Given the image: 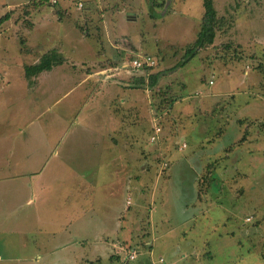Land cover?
I'll return each instance as SVG.
<instances>
[{
	"label": "rangeland",
	"instance_id": "374dc122",
	"mask_svg": "<svg viewBox=\"0 0 264 264\" xmlns=\"http://www.w3.org/2000/svg\"><path fill=\"white\" fill-rule=\"evenodd\" d=\"M10 1L8 11L0 5L8 15L0 22V101L8 100L0 107V264H264V143L255 153L261 160L250 155L264 139V0H212L218 29L189 57L182 55L195 39L201 0ZM24 36L39 45L25 51L33 42ZM49 48L68 73L12 98L37 80L22 66ZM140 55L153 63L125 64ZM89 66L109 75L83 79ZM124 82L138 110L119 102L117 90L129 93ZM88 92L108 101L107 115L120 114L122 128L141 129L156 116L165 138L149 141L147 125L146 137L125 139L117 158L91 146L108 123L98 103L86 107ZM187 115L196 119L177 125L181 139L174 122ZM182 162L197 168L193 187L190 173L178 179L184 173L170 171ZM180 200L192 225L181 221Z\"/></svg>",
	"mask_w": 264,
	"mask_h": 264
},
{
	"label": "crops",
	"instance_id": "0c3cea01",
	"mask_svg": "<svg viewBox=\"0 0 264 264\" xmlns=\"http://www.w3.org/2000/svg\"><path fill=\"white\" fill-rule=\"evenodd\" d=\"M1 7L2 8H4L5 10H9L11 7H12V5H13V3L10 1V0H4L3 2H1ZM36 11H39V9L38 10H36ZM53 12V11H52ZM56 12V11H55ZM53 14L55 15V13L53 12ZM51 17V16H50ZM8 18V17H7ZM6 18V19H7ZM5 19V20H6ZM4 22H5V20L4 19H2ZM0 22H1V20H0ZM1 24V23H0ZM38 25V24H37ZM33 27V26H32ZM32 27H30V30L32 29ZM34 29H35V27H34ZM29 35L31 36V34L29 33ZM39 37H37V39L34 37V41H32V38L31 37H26V36H24V39H25V41L27 42V41H32L33 43L31 44V45H29V43L27 44V46L31 49L33 46H34V44H35V46L36 45H39V39H38ZM114 40V39H113ZM47 41V40H46ZM35 42V43H34ZM46 43H48V42H46ZM51 44H54L53 42H50ZM107 44V42H104V45H106ZM113 47H119V44L118 43H112L111 44ZM30 51V50H29ZM133 58V57H132ZM131 58V59H132ZM130 59V60H131ZM93 61H95V59H88V63H86V65H90V64H93ZM65 60L64 61H61V62H59V63H56V64H53V65H51L48 69H43V70H41V71H38L37 73H35V74H33L34 76H35V79L37 78V80H36V82L35 83H32V84H28L26 87H24V88H22V89H20V88H16V89H14V91H13V93H14V95H12V98H15V97H18V96H20V95H22L23 94V96H25L24 95V92H25V90H27V89H30V90H32L31 92H33L36 88H38V87H42L43 86V84H44V82H43V80L45 79V78H47V76L49 75V74H54V75H56V76H65L66 75V72L68 71L65 67H66V64L65 63H67V62H65ZM30 63H33V62H30ZM26 64H28V63H26ZM127 66H129L130 68H134V69H139V68H135V67H133L131 64H130V61L129 62H126L125 63ZM22 68H23V66H22ZM55 71H57V72H55ZM108 70H105V68L104 67H102V68H100V67H97V68H95V67H91V66H89V67H87L86 68V73H85V75L82 77L83 79H86V80H89V78L91 77V78H93V76H96L97 75V77H100V78H98L99 80H101V76L102 77H107V75H109L108 74V72H107ZM23 73H24V70H23ZM68 73V72H67ZM100 75V76H99ZM90 78V79H91ZM80 80H82V79H80ZM80 84V83H79ZM124 84L125 85H128V87H126L125 89L127 90V91H129V93H123V89L122 88H120V90H117V92H119L120 93V98L118 97V100H119V102L121 101L124 105V107H127V108H130V110L131 111H133V110H138V107L140 106V104L138 103V100L137 99H130L131 98V96H132V94H133V88H130L129 87V83H127V82H124ZM116 89V88H115ZM37 90H39V88L37 89ZM87 90H89V88H87L86 87V91ZM211 90V95L213 96V97H215V98H218L217 97V95L218 94H221V92L220 91H217L215 88H212V89H210ZM231 89H229V88H227L226 89V92L225 93H229V96L230 97H233V95H234V91L232 90V91H230ZM18 91H20V93H18V94H16V92H18ZM29 93V92H28ZM218 93V94H217ZM101 94H103V93H101ZM130 96L129 98H124L123 96ZM104 96H106V94L104 95ZM86 99L87 100H89V101H91V103H90V105H88V106H86V107H91V104L92 103H98L99 105H100V110L102 111V115H103V117H104V119L107 121V123H108V125H106V123H102V125H103V127H101L100 128V131H98L96 134H95V136L92 138V140L90 141V145L91 146H97V143L103 148V150H105V152H106V154H109L110 156L111 155H113V156H115L116 158H117V156L119 155V154H121V150H123V147H125L126 146V142H125V139H128V138H130L129 140H132V139H134V140H139L140 139V134L141 133H143V135H144V137H146V135H147V132L145 133V127L147 126V125H151V132L149 133V134H151L152 132H153V127H154V124H158L159 125V127H160V129H159V131L157 132V136H156V138H155V140L157 141H159V140H162L163 138H165V129H163V127H162V123H160L159 122V120H158V118H156V116H154V117H152V118H150V119H147V121H145L144 123H143V127L140 129V128H138V129H136L137 127H135V129L136 130H133L134 129V127L133 126H135L134 124H132L131 126H129V127H127V128H124V125H123V128H122V122H121V115L120 114H117L116 112H114V111H112V113L111 114H109L108 113V115H107V112H108V109H106L107 108V104H108V101L105 99V98H103V96H100L99 98L93 93V92H88V93H86ZM5 103H8V100H1L0 101V107H3V106H5ZM186 105V103L185 102H183V104H182V107L183 106H185ZM8 106V105H7ZM7 106H5L4 108L6 109L7 108ZM256 106L259 108V114L261 113V112H263L262 111V109H263V106H262V104H261V101L259 100V102L258 103H256ZM88 112V114H90L91 113V110H88L87 111ZM44 113H45V111H44ZM75 114V113H74ZM135 115H136V113H135ZM57 117H58V115H57ZM183 117H185V118H183ZM190 118V123H194L195 122V119H196V117L195 116H193V115H187V116H181V117H179L177 120V122L175 123L174 122V126H175V128H174V134L175 135H178V134H180V138L182 139L183 138V135H182V133L180 132L181 131V129H179V131L177 130V128H178V126H179V123L181 122V121H183V122H186L185 121V119L186 118ZM154 118H156V120H154ZM198 133H199V128H200V125L202 126V132L199 134V137L201 138V136H203L204 134H203V127H204V123L203 122H198ZM208 124V123H207ZM236 124L238 125V124H240L241 125V121L240 120H238V122H236ZM178 125V126H177ZM209 125V124H208ZM235 125V124H234ZM182 126V125H181ZM233 128V127H232ZM258 133L260 134V138H263L264 137V131H261L259 128H258ZM127 133H129V136L127 135ZM262 134V135H261ZM150 136V135H149ZM148 139H149V137H148ZM186 140H189V139H187L186 138ZM217 140V139H216ZM215 140V141H216ZM244 140V139H243ZM149 141H150V139H149ZM151 141H154V140H151ZM178 141V140H177ZM181 142H184L183 140H181ZM261 142H262V144L264 143V139H260L258 142H257V144L254 146V150H250V152H252L253 154H250V155H252V158L253 159H255V158H260L261 156H259V155H257V154H255L256 152H258V148H260L262 145H261ZM138 143V145H141L142 143L141 142H137ZM185 144H184V146H180V149H183V148H185L186 147V142H184ZM128 144V143H127ZM98 147V146H97ZM141 149H143L142 147H141ZM179 149V148H178ZM176 150V149H175ZM171 152H170V150L168 151V153L166 154V155H168L169 157H171L172 155L170 154ZM175 156H177V155H175ZM184 156V158H185V155H183ZM262 158H260L259 160H261ZM168 162V161H167ZM121 163V167H120V178H121V182H122V187L124 186V185H127V184H125V181H124V179H125V176L123 177V174H125L126 173V171L128 170V168H129V166L127 165V162H120ZM170 162H169V165H168V167H170ZM174 167H176L175 169H173V170H170V171H179V172H183L184 174L181 176V177H178V179H187L189 176H190V187H193V181H194V177L196 176V174H197V168L196 167H194V165H192L191 163H188V162H186V163H178V164H175L174 165ZM114 169V168H113ZM108 170H111V168H109ZM167 172V175H168V172H169V170L167 169V170H165V173ZM186 173H190L189 174V176H187L186 175ZM125 180H127V179H125ZM92 186L93 187V183H92V181L90 182V181H87L86 182V188L88 187V186ZM182 186H183V182H182ZM79 195H80V198H81V194H80V192L78 193V195L76 196V199H78L79 198ZM96 197V193H95V189L93 188V191H92V195H89L88 193L86 194V202H88L89 204H91L92 202H93V199ZM179 203H181V206H182V211H183V214H181L182 216H181V218H182V222L184 223V222H188V223H191V225H192V223L194 222V220H191V217H190V215H184L185 214V210H186V202H184V201H179ZM98 241H99V243H103L102 242V240H100V239H98ZM155 261V260H154ZM154 261H151V264H153V262Z\"/></svg>",
	"mask_w": 264,
	"mask_h": 264
},
{
	"label": "trees",
	"instance_id": "16d2710c",
	"mask_svg": "<svg viewBox=\"0 0 264 264\" xmlns=\"http://www.w3.org/2000/svg\"><path fill=\"white\" fill-rule=\"evenodd\" d=\"M202 10L200 13L199 25L197 33L193 42L184 49V56H191L196 51V47H201L205 43H210L213 40L215 31L218 29L219 16L216 13V9L213 5L212 0H201ZM7 12L0 15V20L6 18ZM31 51L26 46L25 51ZM63 57L54 48H49L40 53L33 63L23 65L24 75H33L43 69H48L51 65L63 61ZM156 78V72L149 74L148 84L154 83ZM141 80V78H139ZM226 148H231L228 145Z\"/></svg>",
	"mask_w": 264,
	"mask_h": 264
},
{
	"label": "built area",
	"instance_id": "2783aa9c",
	"mask_svg": "<svg viewBox=\"0 0 264 264\" xmlns=\"http://www.w3.org/2000/svg\"><path fill=\"white\" fill-rule=\"evenodd\" d=\"M50 1L53 3L56 0H50ZM75 4L77 7H80L82 5V1L81 0H75ZM152 63H153V59L149 55L134 56L130 60V64L135 68H141L143 66H148V65H151ZM154 120H156V118H154ZM159 129H160L159 125L157 123L154 124L153 132L149 136L150 140H155V138L157 136V132L159 131ZM184 144H185L184 142L180 143L181 146H184ZM126 256L128 259H132L134 257V250L133 249H127L126 250ZM162 260L163 259L161 257L158 258L159 262H162Z\"/></svg>",
	"mask_w": 264,
	"mask_h": 264
}]
</instances>
